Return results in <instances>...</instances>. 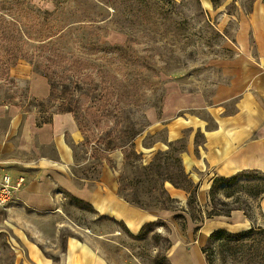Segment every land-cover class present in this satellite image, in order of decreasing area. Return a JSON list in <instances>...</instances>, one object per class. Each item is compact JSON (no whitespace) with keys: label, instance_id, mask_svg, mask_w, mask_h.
I'll use <instances>...</instances> for the list:
<instances>
[{"label":"rangeland","instance_id":"1","mask_svg":"<svg viewBox=\"0 0 264 264\" xmlns=\"http://www.w3.org/2000/svg\"><path fill=\"white\" fill-rule=\"evenodd\" d=\"M9 1L18 3L24 14L30 13L26 7L48 11V19L54 29L68 26L62 34L70 45L72 35L89 39L94 29V36H100L102 42L126 48L123 60L119 61L120 75L126 77V73L131 71L129 76L132 75V82L138 88L140 110H144L146 116L148 111L160 113L163 99L169 92L192 93L208 100L218 86L228 82V67L239 50L235 40L237 27L255 0ZM33 17L28 15L27 21H32ZM95 24H99L98 29H95ZM72 27L75 29L73 33ZM74 52L81 55L78 49ZM88 56L96 58L99 53ZM102 62V59L96 61ZM10 75L18 79H15L18 88L0 79V95L11 96L10 102H20L21 108L25 109L22 102L28 100L22 97L23 89L28 82L36 81L39 73L21 60L11 67ZM92 77L95 81L101 80L95 70ZM52 110L54 107L48 108V111ZM196 113L205 116L202 111ZM45 116L46 113L38 114L37 121ZM134 118L138 122L136 128H141L145 123L141 113H135ZM149 125L135 139L133 152L129 148L103 154L95 152L94 138L103 137L100 136L102 124L97 129L91 125L92 131L81 133L82 139L78 143L68 138L76 154L72 172L78 181L83 179L92 184L98 178L100 168L106 164L116 172L120 187L118 194L124 200L145 210H171L170 219L157 218L154 227L133 235L122 223L98 215L86 202H78L61 191L59 197L64 223L60 233L61 246L66 236L73 235L96 241L94 244L115 264H172L169 238H179V231L184 233L185 221L186 225L189 222L197 225L191 237H182L184 242L179 239L185 250L190 252V246L194 244L192 240L201 238L199 219L193 220L189 212L204 222L207 219L205 212L212 206L209 192L208 209L205 210L198 202L188 205V201L185 204L172 197L167 187H180L171 181L190 188L182 174L179 157L185 143L179 140L170 145L165 141V130L161 126ZM86 140L89 142L83 145ZM263 190L264 173L241 176L234 183H221L215 187L213 204L216 208L222 212L238 208L251 223L250 228L240 232L210 233L201 246L204 264H264V221L258 209ZM186 192L189 197V192ZM6 236L0 233V264H19ZM166 238L170 241L169 247ZM195 254L199 255L197 251ZM185 256L176 252L172 259L180 264ZM189 259L196 263L193 253Z\"/></svg>","mask_w":264,"mask_h":264},{"label":"crops","instance_id":"2","mask_svg":"<svg viewBox=\"0 0 264 264\" xmlns=\"http://www.w3.org/2000/svg\"><path fill=\"white\" fill-rule=\"evenodd\" d=\"M237 28L239 50L228 67L226 84L218 86L208 100L192 93L169 92L160 113L146 114L150 127L165 130L166 142L184 140L179 157L198 186L196 200L204 210L215 177L244 170L264 173V0L252 3ZM27 91L36 99H45L47 79L39 74L36 81L28 82ZM19 109L21 106L0 104V179L8 174L13 181L24 180L14 197L0 206V233L8 236L19 264H115L91 238L69 235L61 246V191L86 202L98 215L121 222L133 235L157 218L170 219L171 210H145L124 200L118 194L116 172L106 164L92 184L76 179L73 144L67 139L78 143L82 135L71 113H53L50 122L38 125L37 110ZM169 186L172 197L186 204L188 193ZM258 209L264 221V195L258 200ZM250 223L240 209L231 210L228 216L207 218L198 225L201 238L191 239L194 244L189 252L179 239L191 237L197 225L185 221L184 233L169 238L170 261L176 264L172 258L178 252L187 255L180 264H204L201 246L210 233L240 232L250 228ZM192 253L196 263L189 259Z\"/></svg>","mask_w":264,"mask_h":264},{"label":"trees","instance_id":"3","mask_svg":"<svg viewBox=\"0 0 264 264\" xmlns=\"http://www.w3.org/2000/svg\"><path fill=\"white\" fill-rule=\"evenodd\" d=\"M26 8L30 9V13L24 14V9L19 7L18 3H11L9 0H3L0 3V79H4L7 84L17 89V81L10 75V69L21 60L28 62L36 72L47 79L49 85L48 96L41 100L30 96L27 87L23 89L22 97L28 100L22 102L25 110L28 111L34 107L37 108L38 114H47L37 121L38 125L50 122L53 113H71L81 133L92 131L91 125L96 129L100 127V124L103 125L102 130L100 127V136L103 135V137L94 138V144H96L94 150L98 154L127 148L133 152L135 139L143 133L149 121L144 110H140L138 88L132 82V75L129 76L131 71L126 73V77L120 75L119 61L123 60L126 48L102 42L100 36H94L96 34L94 29L91 30L92 35L89 34L91 35L89 39L72 35V45H70L68 40H64L65 35L62 34L68 26L54 29V25L48 19L50 15L48 11ZM28 15L34 16L30 22L26 18ZM98 25L95 24V29L99 28ZM74 30L72 27V33ZM75 49H78L81 55L75 53ZM96 53H99L96 58L88 56ZM98 59H102L103 62L96 63ZM93 70L100 74V81H95L92 77ZM10 97L0 95V104L20 106V102H10ZM50 107H54V110L48 111ZM139 112L145 123L138 129L136 128L137 118L134 116ZM88 142L86 140L82 144L85 145ZM175 142H171L170 145ZM183 149L182 147L180 152ZM73 152L76 158L74 148ZM94 155L98 157L97 154ZM253 173L262 172L244 170L229 177H215L209 189L212 206L205 212L206 217L228 216L231 210L238 209L232 208L223 212L217 209L213 204L214 189L221 183L231 184L239 177ZM182 174L186 179V185L190 188L180 186L181 184L173 183V181L171 183L189 192L188 205L197 203L195 197L197 184L192 183L184 169ZM85 178L89 179L88 176ZM70 196L78 202H84L73 195ZM189 214L193 220L199 219L200 223L203 222L202 218H194L191 212ZM154 225H156L155 221L146 223L138 234ZM166 242L169 247L168 238ZM201 250L203 251V248Z\"/></svg>","mask_w":264,"mask_h":264},{"label":"built area","instance_id":"4","mask_svg":"<svg viewBox=\"0 0 264 264\" xmlns=\"http://www.w3.org/2000/svg\"><path fill=\"white\" fill-rule=\"evenodd\" d=\"M23 178L18 177L15 181L12 180L10 175L5 174L0 179V206L8 203L15 195L23 184Z\"/></svg>","mask_w":264,"mask_h":264}]
</instances>
